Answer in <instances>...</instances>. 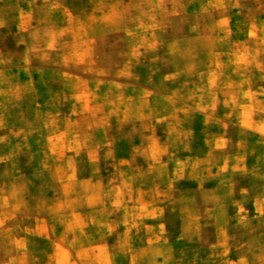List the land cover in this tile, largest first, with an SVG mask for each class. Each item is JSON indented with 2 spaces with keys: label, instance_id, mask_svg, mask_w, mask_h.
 I'll list each match as a JSON object with an SVG mask.
<instances>
[{
  "label": "rangeland",
  "instance_id": "374dc122",
  "mask_svg": "<svg viewBox=\"0 0 264 264\" xmlns=\"http://www.w3.org/2000/svg\"><path fill=\"white\" fill-rule=\"evenodd\" d=\"M78 28L103 73L46 69L39 30L0 63V264H264V0H102Z\"/></svg>",
  "mask_w": 264,
  "mask_h": 264
},
{
  "label": "clouds",
  "instance_id": "9594fccd",
  "mask_svg": "<svg viewBox=\"0 0 264 264\" xmlns=\"http://www.w3.org/2000/svg\"><path fill=\"white\" fill-rule=\"evenodd\" d=\"M35 6L46 20H54L60 25L58 32H50L44 25L35 33L39 40L40 47L49 52L51 59H45L44 67L53 73H62L65 78L79 80L85 69L103 73L99 57L102 49L101 36L88 29L78 28L80 21L86 18V10L81 7V0H34ZM57 34L58 45L54 49L49 48L50 37ZM9 44L0 40V53H7ZM129 67L125 54H116L111 61L112 75L127 71ZM122 89L117 96L118 102L129 108L136 106V98L133 94L123 90V85L117 84ZM68 96L75 99L76 108L82 113H88L94 108V101L88 91H77L73 93L68 89ZM120 120L112 118L109 120V127L104 131L110 134L111 128L119 130ZM13 147L24 155H33L38 151V143L30 142L25 134H20L14 139Z\"/></svg>",
  "mask_w": 264,
  "mask_h": 264
},
{
  "label": "trees",
  "instance_id": "16d2710c",
  "mask_svg": "<svg viewBox=\"0 0 264 264\" xmlns=\"http://www.w3.org/2000/svg\"><path fill=\"white\" fill-rule=\"evenodd\" d=\"M102 0H81V7L91 15L100 7ZM50 26L59 31L60 25L38 12L34 0H0V40L9 44L7 53H0V63L7 57L16 55L27 43L30 35L42 28Z\"/></svg>",
  "mask_w": 264,
  "mask_h": 264
}]
</instances>
